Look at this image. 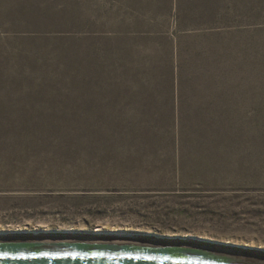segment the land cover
<instances>
[{"label": "rangeland", "instance_id": "rangeland-1", "mask_svg": "<svg viewBox=\"0 0 264 264\" xmlns=\"http://www.w3.org/2000/svg\"><path fill=\"white\" fill-rule=\"evenodd\" d=\"M47 233L264 255V0H0V239Z\"/></svg>", "mask_w": 264, "mask_h": 264}, {"label": "water", "instance_id": "water-1", "mask_svg": "<svg viewBox=\"0 0 264 264\" xmlns=\"http://www.w3.org/2000/svg\"><path fill=\"white\" fill-rule=\"evenodd\" d=\"M0 264H264V255L143 234L112 238L110 243L95 239L3 241Z\"/></svg>", "mask_w": 264, "mask_h": 264}, {"label": "bare ground", "instance_id": "bare-ground-1", "mask_svg": "<svg viewBox=\"0 0 264 264\" xmlns=\"http://www.w3.org/2000/svg\"><path fill=\"white\" fill-rule=\"evenodd\" d=\"M61 234H65V233H61ZM61 234H56V233H50V234H44V235H41V236H39V237H37V238H31L32 236H15V235H10V236H6V237H10L11 238V240L12 241H18V240H52V239H57V240H79L80 238H78V239H76V237H78V236H76L75 238L74 237H65V236H61ZM102 237H89V238H82V240H90V239H95V240H101L102 242H107V243H110L111 242V240H103V239H101ZM121 240V239H120ZM0 242H3V241H1V239H0ZM7 242V241H6Z\"/></svg>", "mask_w": 264, "mask_h": 264}]
</instances>
